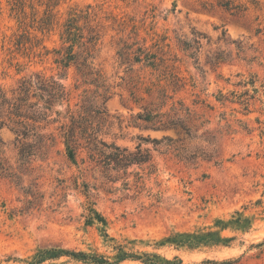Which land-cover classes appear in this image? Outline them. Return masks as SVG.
Returning a JSON list of instances; mask_svg holds the SVG:
<instances>
[{"label": "rangeland", "instance_id": "obj_1", "mask_svg": "<svg viewBox=\"0 0 264 264\" xmlns=\"http://www.w3.org/2000/svg\"><path fill=\"white\" fill-rule=\"evenodd\" d=\"M88 6L106 27L96 66L115 86L103 138L131 152L150 139L142 149L154 167L137 169L143 176L137 190L132 174L127 187L124 176L113 183L89 162H69L57 124L43 121L21 133L24 112L44 106L36 86L22 93L24 80L58 79L70 94L56 108L63 115L86 94L104 93L79 80L75 67L64 75L46 54L59 47L70 12ZM49 9L55 25L41 33L34 26ZM134 32L147 46L166 38L178 58L187 86L177 98L190 110L181 113L190 133L152 129L136 118L143 110L133 99L132 77L147 71L117 57L119 40L132 42ZM194 41L198 62L182 46ZM138 95L143 105L151 101ZM90 208L106 226L86 224ZM194 233L207 235L205 245L190 250L164 242ZM54 246L113 264H144L146 254L162 264H264V0L242 16L204 0H0V264H23L7 260ZM121 250L142 259L118 261ZM43 264L94 263L62 257Z\"/></svg>", "mask_w": 264, "mask_h": 264}, {"label": "trees", "instance_id": "obj_2", "mask_svg": "<svg viewBox=\"0 0 264 264\" xmlns=\"http://www.w3.org/2000/svg\"><path fill=\"white\" fill-rule=\"evenodd\" d=\"M204 1L206 5H215L234 16L244 15L248 11L249 5L257 8L260 4V0ZM45 15L38 22L36 21L38 26H34L35 30L41 33L51 32L55 25L56 16L51 12V9L47 13L45 12ZM104 30H106V27L98 20L97 14L91 6H88L85 10L73 9L69 14V18L62 25L59 47L52 51L44 48L46 54H53L54 63L63 71L64 75L71 67H75L79 80L84 84L95 85L97 90L102 89L104 93L98 94L96 92L94 97L86 94L81 105L78 104L76 109L69 106L66 114L63 115L56 108L64 105V102H69L70 94L58 79H47L39 75L36 77V82L29 83L24 80L22 81V93L27 95L30 89L36 86L40 94L34 95L43 102L44 106L34 104L24 112L25 124L22 127L25 131H21V133L28 135L31 128L34 131L33 128L43 121L47 122L48 125L57 124V136L62 141L65 156L69 162L75 165L78 164L79 160L82 164L89 162L95 168L101 169L104 177L113 183H117L123 176L132 174L135 177L132 190H137L141 188L140 181L143 178L137 172V169L144 171L142 168L146 165L149 168L154 167L150 152L142 149V143L150 142V139L141 138V144L136 147L135 151L131 152L128 148L108 143L102 135L103 128L109 123L110 119L105 104L108 99L114 96L115 89V86L108 83V79L95 63L100 52V42L104 38ZM260 32L262 30L257 29V33ZM134 33L135 37L132 42H128L123 38L119 40L117 57L120 65L129 63L132 67L138 65V71H147L144 76L138 74L132 77V96L143 110L137 114L136 118L152 129L162 130L181 127L185 132L190 133L191 130L185 123L186 119L181 116V113L189 116L191 114L190 110L183 100L177 98L178 93L187 86L185 78L181 76L178 58L172 54L168 44H165L166 38H161L151 46H147L146 41H140L138 34ZM196 44L197 41H194V44L183 42L182 46L183 50L190 51V58L198 62V47H196ZM140 92L148 96L151 101L143 105L142 102L146 103V98L143 95H138ZM166 108L168 110H164ZM53 114L55 117L50 119ZM51 138L53 139L52 136ZM153 142L159 144L156 141ZM81 154H85V156L80 159ZM131 169L132 172H129ZM149 174H153V172H149ZM124 180L125 186H130L129 182H126L128 178L125 177ZM88 211L89 213L86 215L87 225L95 222H99L104 226L107 225L106 220L94 208H90ZM241 221L242 219H239V222ZM219 223L223 225L222 229L228 227V224L224 222ZM105 235L107 236V234ZM208 235L213 234L210 232ZM205 237L207 235L198 233L176 234L166 238L164 242L192 250L199 244L205 245L203 242ZM146 256L147 259L143 261L144 264H162L159 256L150 254H146ZM62 257H70L84 262L90 261L94 264H113L105 257L89 256L60 246L39 249L26 260L9 258L7 262L43 264L46 261L57 260ZM128 258L142 259L138 256H130L122 251L117 260L124 261ZM179 263L182 264V261L179 260Z\"/></svg>", "mask_w": 264, "mask_h": 264}]
</instances>
